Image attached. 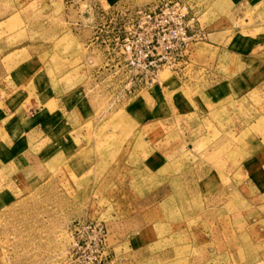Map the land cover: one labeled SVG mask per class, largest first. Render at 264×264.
<instances>
[{
  "label": "rangeland",
  "instance_id": "374dc122",
  "mask_svg": "<svg viewBox=\"0 0 264 264\" xmlns=\"http://www.w3.org/2000/svg\"><path fill=\"white\" fill-rule=\"evenodd\" d=\"M166 1L0 0L6 81L59 107L50 141L0 161V264H264L244 162L264 144V0H173L199 37L129 85L117 38ZM232 42L249 63L219 49Z\"/></svg>",
  "mask_w": 264,
  "mask_h": 264
},
{
  "label": "crops",
  "instance_id": "0c3cea01",
  "mask_svg": "<svg viewBox=\"0 0 264 264\" xmlns=\"http://www.w3.org/2000/svg\"><path fill=\"white\" fill-rule=\"evenodd\" d=\"M8 20L4 19L1 23L0 40L2 41L16 34L10 28ZM220 33H211L208 36H217ZM218 46L221 51L229 53L231 57L238 58V60L245 59L249 63V48L246 49L245 45L240 46L232 42L230 45L231 51H227L229 50L228 46L225 47L222 44ZM259 58L260 55L254 61L260 62ZM243 66L245 67H243L242 71L246 72L249 66L245 64ZM7 74L3 66L0 65V161L3 159L5 162L11 161L14 158V155L12 156L13 149L19 145L24 148H35L42 145L45 141H50L52 138L51 135L55 134L58 130L56 119L59 110L58 104L55 101L53 103L54 105L52 103L47 104L46 101H43L42 98L44 96H41L42 90L35 91L30 96L26 90L27 84L20 81L17 77H11L10 81L7 82ZM244 75V73L241 74L242 79ZM239 82L237 81L236 85H239ZM241 83V89L244 91V81L242 80ZM226 86L227 88L225 89L224 87L225 90H222V95L226 91V94H230V91L227 90L229 84L226 83ZM51 96L54 97L52 94ZM69 101L70 99L66 101L67 104H69ZM53 120H55V123L52 122ZM22 155L26 156V153L23 152ZM244 162H248L251 165L250 171L246 172V179L249 186L259 196L264 197V144H260L257 149L253 147L250 154L247 153V158Z\"/></svg>",
  "mask_w": 264,
  "mask_h": 264
},
{
  "label": "built area",
  "instance_id": "2783aa9c",
  "mask_svg": "<svg viewBox=\"0 0 264 264\" xmlns=\"http://www.w3.org/2000/svg\"><path fill=\"white\" fill-rule=\"evenodd\" d=\"M199 35L197 20L183 2L171 0L135 11L117 38L128 84L157 82L160 69H172L182 62Z\"/></svg>",
  "mask_w": 264,
  "mask_h": 264
}]
</instances>
